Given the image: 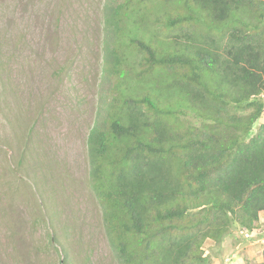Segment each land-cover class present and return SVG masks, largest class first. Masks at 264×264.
Instances as JSON below:
<instances>
[{
    "label": "trees",
    "instance_id": "16d2710c",
    "mask_svg": "<svg viewBox=\"0 0 264 264\" xmlns=\"http://www.w3.org/2000/svg\"><path fill=\"white\" fill-rule=\"evenodd\" d=\"M158 1L185 9L167 28L204 30L179 50L131 37L142 56L137 97L106 39L102 75L127 89L89 131V183L116 264H211L205 240L219 245L234 228L252 240L264 212V125L254 130L264 111V0ZM124 14L109 9L108 33L124 37ZM182 110L196 124L182 126Z\"/></svg>",
    "mask_w": 264,
    "mask_h": 264
},
{
    "label": "rangeland",
    "instance_id": "374dc122",
    "mask_svg": "<svg viewBox=\"0 0 264 264\" xmlns=\"http://www.w3.org/2000/svg\"><path fill=\"white\" fill-rule=\"evenodd\" d=\"M115 8L125 13L122 38L107 31ZM184 10L158 0H0V264H116L90 187L86 145L105 105L127 89L102 75L106 39L117 42L136 96L142 56L127 42L138 36L183 48L187 36L204 30L189 22L166 27ZM178 117L182 126L197 122L189 110ZM259 125L264 111L254 130ZM258 225L264 228V214ZM260 236L264 230L245 240L234 228L221 244L205 240L201 248L211 264H256Z\"/></svg>",
    "mask_w": 264,
    "mask_h": 264
},
{
    "label": "built area",
    "instance_id": "2783aa9c",
    "mask_svg": "<svg viewBox=\"0 0 264 264\" xmlns=\"http://www.w3.org/2000/svg\"><path fill=\"white\" fill-rule=\"evenodd\" d=\"M261 231H263V230H261V229H258V230H256L255 231V234L254 235H257V232L258 233H260ZM239 234L245 239V240H249V239H251V235H250V233L249 232H247V231H245V230H239ZM261 242H262V244H264V236L262 237L261 236Z\"/></svg>",
    "mask_w": 264,
    "mask_h": 264
},
{
    "label": "clouds",
    "instance_id": "9594fccd",
    "mask_svg": "<svg viewBox=\"0 0 264 264\" xmlns=\"http://www.w3.org/2000/svg\"><path fill=\"white\" fill-rule=\"evenodd\" d=\"M258 222H259V221H258ZM258 222H257V223H258ZM258 229L264 230V228H262V227L259 226V225L257 226V224H256V230H258ZM241 238H242V237H241ZM259 238H260V240H261V236H260ZM249 240H250V239H249Z\"/></svg>",
    "mask_w": 264,
    "mask_h": 264
},
{
    "label": "crops",
    "instance_id": "0c3cea01",
    "mask_svg": "<svg viewBox=\"0 0 264 264\" xmlns=\"http://www.w3.org/2000/svg\"><path fill=\"white\" fill-rule=\"evenodd\" d=\"M261 214H264V212H261V213L259 214V220H260V215H261Z\"/></svg>",
    "mask_w": 264,
    "mask_h": 264
}]
</instances>
